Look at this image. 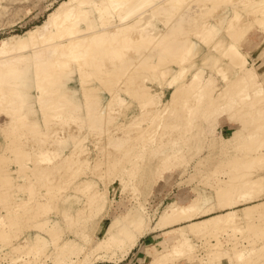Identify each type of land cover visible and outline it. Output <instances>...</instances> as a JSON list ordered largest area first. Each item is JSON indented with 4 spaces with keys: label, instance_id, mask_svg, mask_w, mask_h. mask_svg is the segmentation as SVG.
Masks as SVG:
<instances>
[{
    "label": "bare ground",
    "instance_id": "6f19581e",
    "mask_svg": "<svg viewBox=\"0 0 264 264\" xmlns=\"http://www.w3.org/2000/svg\"><path fill=\"white\" fill-rule=\"evenodd\" d=\"M46 15L0 39V162L8 167L0 166V194L19 188L11 199L2 195L0 243L12 241L19 220L35 227L19 236L7 264H73L80 254L84 264L115 254L123 261L155 229L163 238L145 247L143 264H162L164 255L264 264V66L256 65L264 48L258 57L244 49L254 26L264 40V0H60ZM71 80L81 87L67 85ZM222 118L235 125L219 129L227 153L220 144L225 155L190 187L191 197L171 199L154 224L139 201L115 214L101 236L84 226L67 233L70 204L102 212L97 224L108 215L118 197L106 210L108 188L137 198L140 181L147 182L149 200L172 161L182 159L192 130L208 136ZM79 130L92 135L95 163L85 153L89 138L65 152L61 135L76 138ZM149 161L152 177L137 183ZM52 207L55 214L40 218ZM193 232L213 237L201 254ZM224 232L244 240L232 243V236L220 238ZM69 252L77 260L61 263Z\"/></svg>",
    "mask_w": 264,
    "mask_h": 264
},
{
    "label": "rangeland",
    "instance_id": "374dc122",
    "mask_svg": "<svg viewBox=\"0 0 264 264\" xmlns=\"http://www.w3.org/2000/svg\"><path fill=\"white\" fill-rule=\"evenodd\" d=\"M59 1L60 0H0V2L3 5L5 4L8 6V8H6L4 11V8H2V4L0 3V39L3 37H6V36L24 33L29 28H32L33 26L40 24L41 22H43L46 19V16H47L46 14H48V11H50L56 4H58ZM259 30H260L259 28L254 26L252 28L249 36H248V39L246 40L247 42L246 41H245L246 43L244 42L245 43L244 49L246 51L247 50L252 51L251 56L253 55V57H258L264 48V40L261 41V39H260L261 31H259ZM249 43H252V45H248ZM263 62H264V57L261 60H259L258 62H256V65L259 69L263 68V66H264V64L262 65ZM69 83H70V86H72L75 90H78L81 87L80 86L81 84L79 85L74 80H71V81L67 82L66 84L68 85ZM120 83L122 84L121 81H119V85L114 84V87L120 86ZM74 89H73V91H75ZM169 95H170V89H167L162 98L166 99L167 96H169ZM34 106L35 105L31 104L29 107L32 108ZM131 107H133V106H131ZM122 111H126V110L123 109ZM5 120H6V118H4L3 116L0 117V124ZM224 120L225 119L222 118L221 119V127L216 128L215 130L213 129L212 133L208 136L206 135V133L204 134L205 129L202 131L200 128H195L192 130L193 133L190 136L189 141L187 142L188 143L187 148L184 152H182V153H184V155L181 153V158L184 159L185 160L184 162L187 164H184L183 160L180 159V154H178L177 158H175L172 161L174 168L172 169V171H170L165 176L166 177L165 180L163 178L157 184H155L154 188L152 189L149 200L147 199L146 196H147V193L150 190L151 186H149L147 184V182L140 181L139 186H140V189L142 190L143 194L139 195V197H137V198L134 197V195H132V193H130L129 191H127L125 193H123L122 191H120V192L117 191V193H115L114 191L112 192V190L108 188L107 190L109 191V197L106 196V201H105L106 210L110 207V201L112 200V196L118 195V197L115 199V202L113 203L114 205L111 207L110 211L108 212V215L105 216L104 218H102L100 220L101 222H99L98 224H97V221H98L99 217L100 218L102 217L101 216L102 212L95 211V213H92L88 206H82V209H83L82 211L77 210V209H75V211H74V209H72V205L70 204V206L66 210V215H67V219L69 220V225H66V224H68L67 219H66V221H63V223L65 224V230L67 231V233L70 235H76L77 234L76 231L77 230L79 231V229L83 228L81 226H84L85 227L84 231H87V233L89 232V230H91L89 232V234L92 235L93 233L96 232V234L98 236H101L103 234L104 229L106 228L107 224L109 223L110 219L115 214L121 213V212L126 211L128 209H132L134 207H139V205H140L139 201L144 203L146 205V208L148 207L145 210H146V212H148L151 215L152 220L150 223L154 224L156 222L157 218L159 217L160 212L163 210V208L166 206V204L171 199L176 198V199H179L181 201H184L185 199H188L189 197H191L192 192L190 190V187L193 184H195L199 180V178H201L202 174L205 173V171L209 170L211 167H214V165L217 164V162H219L218 159H220L221 157L223 158V155H225V154L221 151H223V149H224V151H226V149H225L226 144H225V142L222 144V142H223L221 140L222 136L220 138V135H221L220 131H222V130H219V129H223L224 131H229L233 127H235V125H233L231 123L229 124L227 121H224ZM163 130L165 131V129L162 128L161 131H163ZM206 130H208V129H206ZM82 131L83 130L76 131V133H75L76 138L71 137L69 135L62 134L60 140L66 142L67 145L64 149H65V152L68 153L69 152V145L73 144V140L76 141V143H78L79 145L83 146V142L86 140V138H89V140L87 139L85 141L86 142L85 145L87 146V149H86L87 151L85 153L87 154L89 161L91 163H95L97 158H98V155H97L96 149L94 148L95 146L92 143H90V141L92 140V138H91L92 135L89 132V135H86V138H84L82 136ZM0 133H1L0 136H2L3 135V128L0 129ZM2 143H5V142H2ZM220 144L222 147L224 145L223 149H222V147L219 149ZM71 149L72 148H70V150ZM225 153H227V151ZM219 154L222 156H220ZM219 156H220V158H219ZM222 158L220 159V162H221ZM176 159L177 160L179 159L178 163L175 161ZM181 160H182V163H180V165H179V162H181ZM1 163H3V164H1ZM2 165L6 166L7 164H5V162H0V166L3 168ZM12 167H13V165H12ZM114 167L115 166H113V168ZM154 167H155V161H149L143 167L141 172L139 173V175L137 177V183H138V179H145V181H146L148 178L152 177V172L154 170ZM260 167H264V165H262ZM260 167H259V169H260ZM4 168H8V167L6 166ZM16 186H18V185H16ZM16 186H15V188H14V186H12L13 188L10 187L13 190L15 189L14 191L12 189H11V191H9V189H8V191H6L5 189H2L1 190L2 194H0L1 195L0 201L1 200L6 201L8 199H11V195H14V193L19 192V190H18L19 188H17ZM8 194H9V197L6 199V196H8ZM2 195H6L5 198ZM79 195H81V193ZM132 196H133V199H132ZM136 200L138 203L136 202ZM80 203H82L84 205V203H86V199L82 198V201L81 202L79 201L78 204L80 205ZM137 204H139V205H137ZM54 211H55L54 207H52V209H50L49 211H46L44 213L45 215L42 214L40 216V218H43V217L46 218L52 214H55ZM38 219H39V216H38V218L34 217L33 220L37 221ZM88 219L90 221L89 229H87L88 225L86 224V222L88 223V221H87ZM22 223L24 226L21 225ZM17 225L18 226L15 225V229L13 231V234L15 232V235H17L18 237H16L14 235L15 236V238H14V236H12L13 238H12V241H10L11 243L10 242L7 244L6 243H0V248H1L0 249V264H7V262L9 261L8 255H12V252H10V250H12V251L14 250V252H15L16 248L15 249H13V248L18 247L19 245L22 244L20 237H22L24 235V233H27V232L30 233V232L35 231V227L32 225L30 226V222L25 223V221L19 220ZM41 225H43V224H41ZM256 225L261 226L262 224L257 223ZM96 226H98V227H96ZM20 227H22V229L17 230ZM95 227H96V230H94ZM28 230H31V231H28ZM19 232H20V234L18 235ZM21 232H22V234H21ZM160 232L161 231L158 229L149 231L146 235H144L140 239V241L135 246V248L130 251L131 253H129L123 261H118L117 260L118 259L117 254H115L114 255L115 258H114V256H112V257L99 256L98 258H96V261L94 262V264H143L145 247L147 245H150L151 243H155V244L159 243L161 241V239L163 238V235ZM239 233L236 234L237 236H235V235L232 236L230 234L227 235V233L224 232V233H220L219 236H220V238L225 239V240L231 238V236H232L233 239H230V240H232V243L235 242V243L239 244L244 240L243 234H241V232H239ZM245 233H247V232L245 231ZM192 234H193L192 238L195 239V241L197 242L198 247H199L198 248V254H201L204 251L205 246L208 243L207 241L211 242L213 240V237H209L208 239H207V237H205L206 239L205 238L200 239V238H198L199 235H195V232H193ZM247 235L248 236L252 235V233L249 232V234H247ZM242 237H243V239H242ZM18 238H20V239H18ZM13 239L15 242H13ZM17 239L20 241L19 244H18ZM169 239L171 240V237ZM236 239H237V241H236ZM204 240H205V243H204ZM200 242H203V245ZM13 243H14V246H12ZM15 243L18 245H16ZM8 244H9V246H8ZM10 244H11V248L13 247L12 249H10ZM199 244H201V245H199ZM201 246H203L204 249ZM199 249H202L203 251L199 250ZM8 251H9V253H8ZM14 252H13V254H14ZM7 253H8V255H7ZM118 253L121 254V251H119ZM4 255L5 256L7 255V257L6 258L2 257ZM75 255H77V254L72 253V252L67 253L65 255V257H63V260L61 261V263L67 262L69 260L71 261V259L77 260V257ZM80 256H81V259H78V261L76 263H75V261L71 262V263H73V264H84L85 258L81 254L79 255V257ZM167 256L168 255H164V259L168 258L169 260L167 259L168 260V262H167L166 260L163 259L164 261L162 260V262L163 263L165 262L164 264H166V263L171 264L172 261H174L176 264H200V262H198V261L189 262V261H186L185 259H182V258H181L182 259L181 260L180 257H178L179 258L178 261L176 260V258L174 260H172V258H170V256H168V257ZM101 257H102V259H101ZM52 260H53L52 258H49L50 262ZM235 260H234V264H239ZM169 261H171V263ZM218 263L224 264V262H218ZM55 264H59V263L56 262Z\"/></svg>",
    "mask_w": 264,
    "mask_h": 264
},
{
    "label": "crops",
    "instance_id": "0c3cea01",
    "mask_svg": "<svg viewBox=\"0 0 264 264\" xmlns=\"http://www.w3.org/2000/svg\"><path fill=\"white\" fill-rule=\"evenodd\" d=\"M165 178H166V177H165ZM165 178H164V180H165ZM177 182H178V181H177ZM177 182H176V183H177Z\"/></svg>",
    "mask_w": 264,
    "mask_h": 264
}]
</instances>
